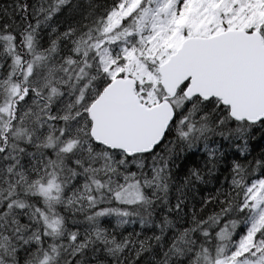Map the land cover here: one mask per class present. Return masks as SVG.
Masks as SVG:
<instances>
[{
  "label": "snow or ice",
  "instance_id": "1",
  "mask_svg": "<svg viewBox=\"0 0 264 264\" xmlns=\"http://www.w3.org/2000/svg\"><path fill=\"white\" fill-rule=\"evenodd\" d=\"M0 264H264V0H0Z\"/></svg>",
  "mask_w": 264,
  "mask_h": 264
}]
</instances>
